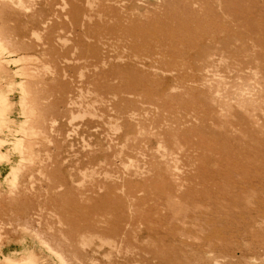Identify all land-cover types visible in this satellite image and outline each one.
<instances>
[{"label": "rangeland", "instance_id": "obj_1", "mask_svg": "<svg viewBox=\"0 0 264 264\" xmlns=\"http://www.w3.org/2000/svg\"><path fill=\"white\" fill-rule=\"evenodd\" d=\"M0 264H264V0H0Z\"/></svg>", "mask_w": 264, "mask_h": 264}]
</instances>
